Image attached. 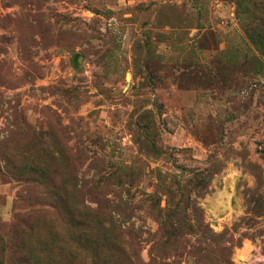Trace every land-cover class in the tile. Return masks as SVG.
<instances>
[{
  "label": "rangeland",
  "instance_id": "1",
  "mask_svg": "<svg viewBox=\"0 0 264 264\" xmlns=\"http://www.w3.org/2000/svg\"><path fill=\"white\" fill-rule=\"evenodd\" d=\"M160 173L205 233L170 264H264V0H0V264H136Z\"/></svg>",
  "mask_w": 264,
  "mask_h": 264
},
{
  "label": "trees",
  "instance_id": "2",
  "mask_svg": "<svg viewBox=\"0 0 264 264\" xmlns=\"http://www.w3.org/2000/svg\"><path fill=\"white\" fill-rule=\"evenodd\" d=\"M126 170L127 167L124 171L117 172L106 180H113V184L124 187V193H127L128 198L125 199L118 193H122V190L116 191L114 196L118 201L106 200V204L99 200L97 202L99 209L92 210L93 212L96 214L101 213L102 210L107 212L112 207L117 213L118 210L122 211L120 210L121 205L131 206L137 195L131 194L128 188L137 181V176ZM174 178L169 173H160L157 176V187L154 192L140 191L139 193L142 195V202L146 205L145 211L158 226L156 231L145 229L143 226L136 229L134 223L131 228H127L128 233L123 228L121 229V226L119 227L118 239L121 244L130 248L136 264H170L168 260L173 257V251H178L183 244L188 243V236L198 232L201 233L200 237L205 235L202 231L203 223L198 214L199 210L191 201L189 192L181 185V182H177L179 187L178 193L175 194L177 191L173 190L171 184V180L173 182ZM182 182L187 184L188 181L183 180ZM164 198H166L165 206L162 205ZM109 204L111 206H108ZM130 219L127 221L129 222ZM127 237L129 241H126ZM146 244H151V248L148 250V262L142 257Z\"/></svg>",
  "mask_w": 264,
  "mask_h": 264
}]
</instances>
